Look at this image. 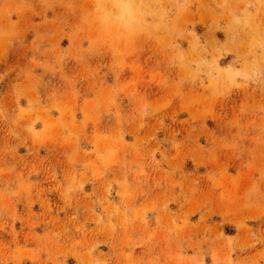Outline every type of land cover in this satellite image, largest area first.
<instances>
[{"label": "rangeland", "instance_id": "374dc122", "mask_svg": "<svg viewBox=\"0 0 264 264\" xmlns=\"http://www.w3.org/2000/svg\"><path fill=\"white\" fill-rule=\"evenodd\" d=\"M0 264H264V0H0Z\"/></svg>", "mask_w": 264, "mask_h": 264}]
</instances>
